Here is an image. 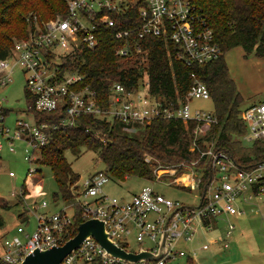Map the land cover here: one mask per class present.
I'll use <instances>...</instances> for the list:
<instances>
[{
  "label": "built area",
  "instance_id": "1",
  "mask_svg": "<svg viewBox=\"0 0 264 264\" xmlns=\"http://www.w3.org/2000/svg\"><path fill=\"white\" fill-rule=\"evenodd\" d=\"M134 7L141 23L125 27L118 17ZM102 26L112 28L117 39H127L131 34L139 38L152 35L168 39L178 49L175 58L187 66L201 65L221 55L212 30L195 10L192 0H66L64 15L48 20L33 16L27 36L14 40L7 55L0 58V152L4 147L13 152L15 143H21L25 146L24 159L31 165H41L42 149L54 132L74 126L82 116L116 120L131 126L145 125L154 119H176L185 125L193 122L188 150L194 158L176 164L154 163L150 156L144 161L152 167L153 179L149 182L194 189L198 201L191 206L199 203L200 206L183 207L152 186L142 187L128 199L108 196L103 185L109 181V174L96 171L81 183L78 178L71 185L72 201L62 209L36 214L33 230L27 231L20 223L14 235L4 237L0 264H20L35 250L62 245L68 240L66 236L76 207L81 209L83 221H102L108 237L126 252L138 253L142 249L157 254L163 232H166L165 249L158 259L129 261L108 255L95 238L87 237L60 264H177L179 258L189 257L180 243L191 239L199 227L211 229L215 219L240 216L238 201L250 200L264 191V160L248 168L241 167L227 149L217 145L215 138L207 139V135L198 133L200 128L216 124L217 118L212 111L191 107L193 99L210 100L208 87L193 73L184 94L176 93L169 101L150 95L145 77L130 91L113 82L109 86L108 104L102 106L98 94L89 85L82 84L84 75L78 72L73 60L86 51H94ZM127 43L117 53L125 54ZM18 71L24 75L25 105L14 112L6 105L2 90ZM139 88L142 93L138 92ZM59 107L64 116L58 121L36 120V113H55ZM12 113L19 117L8 126L6 120ZM240 117L246 126L241 140L246 143L264 140V101L243 108ZM93 135L105 142L99 130ZM160 171L172 180L161 181ZM38 172L37 168L30 167L27 175ZM46 206L47 202L42 201L37 208ZM234 229L228 222L227 235Z\"/></svg>",
  "mask_w": 264,
  "mask_h": 264
},
{
  "label": "trees",
  "instance_id": "2",
  "mask_svg": "<svg viewBox=\"0 0 264 264\" xmlns=\"http://www.w3.org/2000/svg\"><path fill=\"white\" fill-rule=\"evenodd\" d=\"M192 2L220 46L221 55L215 60L187 66L175 58L178 49L168 39L152 35L139 38L136 34L127 39H117L113 29L104 26L99 29L94 51H86L73 60L78 65V72L84 75L82 84L89 85L98 94L103 107L108 104L109 86L113 82H119L126 91H130L136 89L145 77L148 93L169 101L176 93L184 94L192 82L190 74L193 73L208 87L212 112L217 118L206 138H215L217 145L227 149L239 166L251 167L264 160V140L246 143L240 139L246 133L245 123L240 117L243 99L229 74L224 53L240 47L244 57L264 58V0ZM65 10L66 0H0V58L7 55L14 40L27 36L28 23L33 16L38 20H48L64 15ZM137 12V7H134L118 18L125 27L139 25L141 20ZM126 42V53H117ZM35 116L37 121L54 122L64 113L59 107L55 113H36ZM194 126L193 122L185 125L176 119H154L142 127L136 126L138 134H129L127 131L131 125L82 116L74 126L54 132L51 141L43 147L39 162L52 171L57 187L53 193L54 201L61 198L70 202L73 198L70 188L79 175L67 161L66 151L74 157L85 150L97 152L109 177L116 180L128 177L151 180L152 167L144 161L145 157L150 156L154 163L161 164H176L195 157L188 150ZM95 130L100 131L105 142L93 135ZM81 222L82 211L76 207L66 239L76 234ZM192 261L189 256L186 262L192 264Z\"/></svg>",
  "mask_w": 264,
  "mask_h": 264
},
{
  "label": "rangeland",
  "instance_id": "3",
  "mask_svg": "<svg viewBox=\"0 0 264 264\" xmlns=\"http://www.w3.org/2000/svg\"><path fill=\"white\" fill-rule=\"evenodd\" d=\"M224 59L236 90L243 99L242 107L264 101V58L254 55L244 57L243 50L234 47L224 53ZM138 92L142 93V88ZM2 94L7 99L6 105L14 112L24 108V75L19 71L14 73ZM191 107L212 111L213 103L210 100L193 99ZM16 117L19 115L10 114L6 124L11 126ZM136 126L143 125H134L127 132L138 134ZM210 131L211 127L204 126L198 133L208 135ZM24 149V144L15 143L13 152H9L6 147L0 152V217L3 220L0 225V256L4 252L3 238L14 235L20 223L27 231H31L36 226V214H51L69 203L61 198L54 201L53 193L57 187L50 167L29 164L24 159ZM65 157L72 170L79 175V183L90 173L105 171V165L95 151L85 150L78 157L66 151ZM30 167L37 168L39 172L28 176ZM10 172L14 175L9 176ZM158 175L161 181L172 180L171 176L166 177L162 171ZM144 186H152L157 192L182 205H194L198 201L194 189L152 183L138 177H128L122 181L110 177L103 185V191L108 196L128 199ZM42 201H46L47 206L37 208ZM237 205L242 211L240 216H228L226 222L221 217L211 229L201 226L191 241L180 243L185 253L193 258L192 264H264V191L252 196L250 200L238 201ZM68 213L71 214L70 211ZM228 222L235 226L230 235H227ZM186 261V257H181L177 264H187Z\"/></svg>",
  "mask_w": 264,
  "mask_h": 264
},
{
  "label": "water",
  "instance_id": "4",
  "mask_svg": "<svg viewBox=\"0 0 264 264\" xmlns=\"http://www.w3.org/2000/svg\"><path fill=\"white\" fill-rule=\"evenodd\" d=\"M208 182L209 181H207L203 187L202 196L205 193ZM199 206L200 203L197 206L184 205L183 207L197 208ZM167 220L165 222V225L167 223ZM87 237L95 238L99 242V244L106 250V253L108 255L120 257L129 261H137L143 258L148 260H155L162 255L165 249L166 232L162 233L157 254H152L151 252L142 249L138 253H131L124 251L108 237L102 221L97 219H88L81 222L77 226L76 234L66 240L62 245L53 246L44 250H35L32 254L25 256L20 264H60L62 259L68 253L78 248L80 243Z\"/></svg>",
  "mask_w": 264,
  "mask_h": 264
},
{
  "label": "crops",
  "instance_id": "5",
  "mask_svg": "<svg viewBox=\"0 0 264 264\" xmlns=\"http://www.w3.org/2000/svg\"><path fill=\"white\" fill-rule=\"evenodd\" d=\"M251 104H254V103H249V104H247V105H245L243 108H245V107H247V106H249V105H251ZM138 192V191H137ZM224 217V222H226V220H228V216L226 217V216H223ZM221 218V217H220ZM220 218H218V219H220ZM218 219H215V221H214V225L216 224V222L218 221ZM213 225V226H214ZM193 238V237H192ZM192 238L191 239H189V240H187L186 242H184V243H182V244H185V243H188L189 241H191L192 240ZM225 246V245H224ZM182 248V247H181ZM183 249V248H182Z\"/></svg>",
  "mask_w": 264,
  "mask_h": 264
}]
</instances>
